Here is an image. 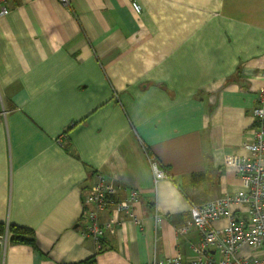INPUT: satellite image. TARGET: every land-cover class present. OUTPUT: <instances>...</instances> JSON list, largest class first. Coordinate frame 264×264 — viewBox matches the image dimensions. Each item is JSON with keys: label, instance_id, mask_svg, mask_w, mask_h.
Listing matches in <instances>:
<instances>
[{"label": "crops", "instance_id": "obj_1", "mask_svg": "<svg viewBox=\"0 0 264 264\" xmlns=\"http://www.w3.org/2000/svg\"><path fill=\"white\" fill-rule=\"evenodd\" d=\"M138 2L12 0L0 17V225L35 238L2 242L0 264L191 260L198 232L175 233L190 204L239 190L223 159L252 139L264 0ZM148 156L169 180L154 184ZM96 173L138 190L141 220L102 211L119 227L100 248L80 218Z\"/></svg>", "mask_w": 264, "mask_h": 264}, {"label": "built area", "instance_id": "obj_2", "mask_svg": "<svg viewBox=\"0 0 264 264\" xmlns=\"http://www.w3.org/2000/svg\"><path fill=\"white\" fill-rule=\"evenodd\" d=\"M11 1L0 0V17L9 14ZM55 1L62 8L68 6V0ZM126 1L136 15L141 13L138 0ZM251 115L254 121L251 141L242 145V153L235 152L223 159L225 168L234 169L239 190L202 204H190L189 219L175 229L178 237L192 229L198 232L199 242L192 246L194 258L183 260L177 255L152 264H264V89L257 92ZM58 142H61L60 138ZM148 162L154 184L170 179L155 158L148 156ZM138 203V190L107 180L99 173L94 174L92 183L81 196L82 237L92 240L100 248L106 231L119 227L112 219L100 221V213L105 210L116 218L125 217L140 228ZM220 219L226 220V226L214 228V222ZM160 222L161 215L155 213L156 230ZM6 240V235L0 237V244Z\"/></svg>", "mask_w": 264, "mask_h": 264}, {"label": "trees", "instance_id": "obj_3", "mask_svg": "<svg viewBox=\"0 0 264 264\" xmlns=\"http://www.w3.org/2000/svg\"><path fill=\"white\" fill-rule=\"evenodd\" d=\"M6 235L10 244L13 245H31L35 246V238L32 230L17 226H2L0 225V237ZM81 264H93V259L90 258Z\"/></svg>", "mask_w": 264, "mask_h": 264}]
</instances>
